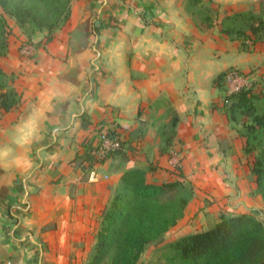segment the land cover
<instances>
[{
    "label": "crops",
    "instance_id": "1",
    "mask_svg": "<svg viewBox=\"0 0 264 264\" xmlns=\"http://www.w3.org/2000/svg\"><path fill=\"white\" fill-rule=\"evenodd\" d=\"M262 3L73 0L68 21L48 43L45 33L30 39L40 42L29 56L20 51L27 36L13 30L0 58L6 87L19 99L0 112V150H8L0 156V264H84L104 208L134 168L146 170V183L187 180L196 206L215 219L264 214L244 139L228 122L225 93L215 85L230 69L264 73V42L220 32L224 17L257 14ZM193 5L211 10L209 27L197 22ZM161 103L176 115L172 147L181 177L141 128ZM29 116L38 135L27 145L14 143ZM102 129L120 132L123 148L94 166L91 181L75 157ZM151 150L156 172L143 163Z\"/></svg>",
    "mask_w": 264,
    "mask_h": 264
},
{
    "label": "trees",
    "instance_id": "2",
    "mask_svg": "<svg viewBox=\"0 0 264 264\" xmlns=\"http://www.w3.org/2000/svg\"><path fill=\"white\" fill-rule=\"evenodd\" d=\"M199 1L189 0L190 5ZM263 5L257 14L242 12L224 17L220 22L221 34L230 39L260 42L262 37L258 33L264 30ZM0 9V58L6 56L8 49L9 30L4 14L20 26L33 24L46 34L45 43L70 15L69 0H0ZM202 11L205 15L200 25L209 27L211 10ZM239 22L247 24L249 31L244 33L235 28ZM225 73L215 78L216 87L223 92ZM1 78L7 80L0 70ZM261 97L252 87L225 93L223 111L230 124L241 125L243 153L252 157L249 178L255 185L253 194L260 196L264 205V112L260 113L256 106ZM18 102L16 92L4 84L0 89V110L10 111ZM81 146L83 153L76 155L75 160L84 168V163H89V154L85 141ZM145 173L146 170L136 168L124 172L101 214L95 242L84 264H137L142 253L182 217L193 196L191 183L179 180L146 183ZM164 251L163 264H264V224L256 212L224 214L208 229L166 244Z\"/></svg>",
    "mask_w": 264,
    "mask_h": 264
},
{
    "label": "rangeland",
    "instance_id": "3",
    "mask_svg": "<svg viewBox=\"0 0 264 264\" xmlns=\"http://www.w3.org/2000/svg\"><path fill=\"white\" fill-rule=\"evenodd\" d=\"M72 2L73 0H69L70 7L72 5L71 4ZM260 5H263V3ZM193 6L194 8L192 9V12L196 17L197 22L201 23L203 21V16L205 14L203 13L202 10H199L196 7V5ZM0 14H2L1 9H0ZM4 17L6 19L9 30L7 41L10 35H12V31L17 30L20 32V34H25L28 38V40L22 41L21 44H27V45L39 44L38 42L40 41L35 43L30 39L37 40L38 38H40V36H42V34H44V32H39L33 24H26L24 26H20L12 17L5 14ZM234 27L242 30L244 33L249 31L248 30L249 26L245 23L239 22L236 25H234ZM258 36L262 37V40L260 42L261 43L264 42V30H260ZM259 69H261V67H256L252 69L250 72H243V74H247V76L250 78L253 91L256 94H261L262 96L260 101L256 103L257 109L259 110L260 113H262L264 112V73H259L258 71ZM7 81L8 79L7 80L2 78L0 79V89L2 88V86H4L5 83H7ZM161 105L162 106L159 111L160 113H156L148 117L146 121L141 125V128L143 129L145 128V131H147V136H149L150 139H153L154 147H155L154 152L155 153L157 152L159 156L165 155V157H167L168 159H172L171 161L173 167L172 173L180 177L181 175L180 166L176 161V159L175 160L173 159V155H172V153H176V151L173 150L172 147V140L174 137L173 123L175 122V120H177L176 115L174 113V110L170 107L169 103H161ZM231 126L236 130L237 134L239 135V130H241V125L232 123ZM148 131H149V135H148ZM154 156L155 154L153 155L151 150V153H149L147 157H145V161H143V163H145L146 165L145 168L147 169V171L156 172V169L158 168L157 165L158 161L156 162V158ZM247 157L249 158L251 164L252 157L250 156ZM181 178H179V181L188 182L187 180H183V178L182 179ZM164 181H173V180H164ZM192 194L193 196L191 195V198L184 209L182 217L178 219L176 223L171 228H169L167 232H165L162 235L161 239L158 242H156V244H151L142 253L137 264H163L164 254H165L164 246L166 244L175 241L182 236L204 231L209 227H211L216 220L218 221L219 219L218 215H217V219H215L214 215L208 214L206 211H204V208H200L196 206L194 190ZM260 212L264 213V211L262 210ZM256 213H257V218L260 219L264 224V214L260 215L259 212Z\"/></svg>",
    "mask_w": 264,
    "mask_h": 264
},
{
    "label": "built area",
    "instance_id": "4",
    "mask_svg": "<svg viewBox=\"0 0 264 264\" xmlns=\"http://www.w3.org/2000/svg\"><path fill=\"white\" fill-rule=\"evenodd\" d=\"M33 50V45L21 44L20 46V51L24 56L31 55ZM223 84L226 94L236 93L244 89L248 90L252 87L251 80L247 74H243L237 69L226 71ZM122 141L123 138L120 132L107 129L99 130L95 137L87 141L89 163H84V168L88 172L89 180L93 181L97 178L94 166L120 151L122 149ZM172 155L175 160V154L172 153Z\"/></svg>",
    "mask_w": 264,
    "mask_h": 264
},
{
    "label": "clouds",
    "instance_id": "5",
    "mask_svg": "<svg viewBox=\"0 0 264 264\" xmlns=\"http://www.w3.org/2000/svg\"><path fill=\"white\" fill-rule=\"evenodd\" d=\"M38 135L34 117H27L15 130L13 142L19 145L29 144ZM8 150H0V156L6 155Z\"/></svg>",
    "mask_w": 264,
    "mask_h": 264
}]
</instances>
